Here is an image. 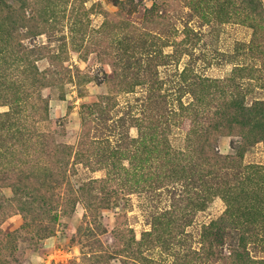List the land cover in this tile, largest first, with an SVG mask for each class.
Masks as SVG:
<instances>
[{
    "label": "rangeland",
    "instance_id": "rangeland-1",
    "mask_svg": "<svg viewBox=\"0 0 264 264\" xmlns=\"http://www.w3.org/2000/svg\"><path fill=\"white\" fill-rule=\"evenodd\" d=\"M0 264H264V0H0Z\"/></svg>",
    "mask_w": 264,
    "mask_h": 264
}]
</instances>
